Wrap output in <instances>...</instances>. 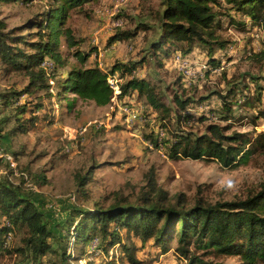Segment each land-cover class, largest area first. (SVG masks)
<instances>
[{"label":"trees","instance_id":"obj_1","mask_svg":"<svg viewBox=\"0 0 264 264\" xmlns=\"http://www.w3.org/2000/svg\"><path fill=\"white\" fill-rule=\"evenodd\" d=\"M88 1L50 0L47 10L36 13L21 26L10 28L0 16V68L4 73L17 72L27 78L20 90L2 95L4 102L20 95L38 97L33 106L24 102L14 107V125L8 134L26 133L38 122L50 123L42 98L54 96L58 101L64 100L68 108L77 98L104 106L115 96L120 99L136 91L160 120L171 121L170 106L146 79L128 76L118 87L109 82L117 70L121 71V77L131 73L135 63L130 67L127 63H116L106 71L88 63L92 49L83 52L75 48L72 55L79 65L61 71L66 64L60 50L61 38L70 47H78L80 43L69 28L63 27L65 18L73 8ZM161 3L164 8L160 33L151 47L154 52L161 51L165 60L198 51L206 54L208 65L215 67L219 61L217 54L235 44L217 34L228 25L241 32L260 33L261 48L251 58L264 66V0H161ZM133 35L130 30L117 31L109 43ZM45 61L50 62L51 70L43 65ZM259 77L244 74L230 83L224 93L213 92L198 98L174 94L178 121L184 117L182 111L186 107L203 105L205 110L198 115V121L209 122L201 134L174 129L167 145L169 158L204 159L216 161L222 168H232L246 163L256 153H263L264 128L230 131L232 120L245 119L253 128L259 122L264 124V86ZM118 88L119 92L113 95ZM26 113L27 117L22 116ZM209 114L226 123L211 121ZM10 117L0 120V131ZM156 139L159 143L157 134ZM34 179L38 185L46 181L42 173L35 174ZM90 181V169L83 176L77 175V191L83 192ZM117 198L106 208L95 204L91 209H73L65 222L56 226L57 231L22 186L0 173V256L9 253L2 237L12 233L16 237L12 249L30 264H71L69 245L77 247L79 254L86 257V246L94 238L97 245L86 264H141L135 253L136 245L126 243L127 238H137L142 244L151 242L161 253L167 252L175 239L173 250L186 264H264V183L243 198L210 202L203 196L193 199L181 193L168 196L157 184L154 173H150L136 201ZM111 249L115 251L110 254ZM203 255L232 256L236 261L214 262Z\"/></svg>","mask_w":264,"mask_h":264},{"label":"rangeland","instance_id":"obj_2","mask_svg":"<svg viewBox=\"0 0 264 264\" xmlns=\"http://www.w3.org/2000/svg\"><path fill=\"white\" fill-rule=\"evenodd\" d=\"M49 1H0V16L9 28L21 26L36 13L47 10ZM163 8L161 0H90L73 8L63 27L69 28L80 43L78 47H70L65 38H61L60 50L66 58L61 71L79 65L72 55L75 48L83 52L92 49L88 63L97 64L106 71L116 63H127L129 67L135 63L131 73L121 77V71L117 70L110 79L117 87L128 76L149 81L170 106V122L160 120L156 111L136 91L120 99L111 98L104 106L77 98L68 108L64 100L58 101L54 96L42 98L43 110L50 115V123L38 122L26 133L10 135L7 132L14 125V107L24 102L33 106L38 97L20 95L17 99L7 98L8 104L4 102L2 95L20 90L27 78L17 72L4 73L0 68V120L11 116L0 131V173L7 174L12 183L22 186L57 231L56 226L63 224L73 209H91L95 204L106 208L120 196L136 201L150 173H154L157 184L168 196L177 193L188 199L203 196L210 202L243 198L264 183V152L250 156L246 163L237 167L222 168L216 161L171 159L167 147L174 129L201 134L209 122L198 121V115L205 110L203 105L192 109L186 107L182 111L184 117L178 121L174 94L198 98L213 92L224 93L230 83L240 80L244 74L260 76L259 83L264 86V66L251 58V54L261 48L260 33L241 32L228 25L222 27L217 34L235 44L225 52H217L219 61L215 67L208 65L206 54L198 51L187 57L177 54L171 60H165L161 51L154 52L151 47L160 33ZM122 30L133 31L134 35L109 43L111 36ZM182 57L185 64L193 66L194 74L193 71L188 74L185 66L179 64ZM43 65L50 69V62L45 61ZM200 65L206 69H199ZM118 92L119 88L113 95ZM262 98L264 100V90ZM125 105L138 109L139 115L134 121L124 114ZM209 116L211 121L226 123L216 120L212 114ZM231 123L230 131L264 128L260 122L253 128L245 119ZM160 130L163 136L157 144L156 131ZM89 169L91 181L84 185L83 192H78L76 176H83ZM38 173L46 178L42 185L34 179ZM2 240L9 253L3 252L0 264H30L22 261L12 249L16 244L12 233L4 235ZM96 240L88 242L86 257L70 244L67 252L72 255L71 264H86L96 247L93 246ZM124 241L136 245L135 253L141 264H186L173 250L175 239L165 253L154 248L151 242L142 244L137 238ZM78 245L82 246V243ZM112 251L115 250L111 249L110 254ZM203 258L214 262L236 261L232 256L203 255Z\"/></svg>","mask_w":264,"mask_h":264},{"label":"built area","instance_id":"obj_3","mask_svg":"<svg viewBox=\"0 0 264 264\" xmlns=\"http://www.w3.org/2000/svg\"><path fill=\"white\" fill-rule=\"evenodd\" d=\"M115 25H116V23H115ZM179 64L185 66L186 71H193V74H194L193 66L191 64H185V58H180ZM199 69H206V68L203 67V65H200ZM115 98H116V96H115ZM123 112H124V114H127L128 118L131 121H134V119L137 118L139 115L137 108H134V107L132 108L131 106H128V105L124 106ZM156 132H157L156 134H157L158 141L160 142L162 132H161V130H160V132H158V131H156ZM96 245H97V240L95 241V244L93 246H96Z\"/></svg>","mask_w":264,"mask_h":264},{"label":"bare ground","instance_id":"obj_4","mask_svg":"<svg viewBox=\"0 0 264 264\" xmlns=\"http://www.w3.org/2000/svg\"><path fill=\"white\" fill-rule=\"evenodd\" d=\"M186 72H188V74H189V72H191V71H186ZM185 73V72H184ZM191 73H193V72H191ZM186 74V73H185ZM109 82L111 83V84H115L114 83V80L113 79H110L109 80ZM162 136H163V133H162ZM161 142H159V143H157V144H160ZM153 145V144H152ZM153 147V146H152Z\"/></svg>","mask_w":264,"mask_h":264}]
</instances>
